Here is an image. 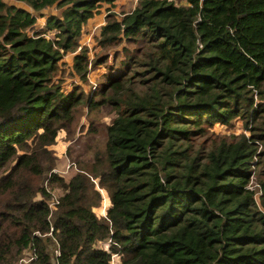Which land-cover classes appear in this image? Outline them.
<instances>
[{
    "label": "trees",
    "instance_id": "trees-1",
    "mask_svg": "<svg viewBox=\"0 0 264 264\" xmlns=\"http://www.w3.org/2000/svg\"><path fill=\"white\" fill-rule=\"evenodd\" d=\"M16 1L0 0V264H264V0ZM123 41L153 84L121 90L118 60L88 87ZM233 118L249 133L211 129ZM79 124L94 142L52 171Z\"/></svg>",
    "mask_w": 264,
    "mask_h": 264
},
{
    "label": "rangeland",
    "instance_id": "rangeland-1",
    "mask_svg": "<svg viewBox=\"0 0 264 264\" xmlns=\"http://www.w3.org/2000/svg\"><path fill=\"white\" fill-rule=\"evenodd\" d=\"M130 1V0H128ZM178 2H185V0H175ZM127 3V2H126ZM132 2L127 3V7L131 6ZM115 10L119 15L122 14L120 13V6L119 2L115 3ZM120 7V8H119ZM59 9V8H58ZM105 9V8H104ZM56 10V9H55ZM100 12L96 13L95 15L97 16L96 20L98 21L100 18H106L103 15L102 9L100 8ZM49 9L45 10L44 12H48ZM105 12V11H104ZM89 18L84 26V32H83V38H85V41L89 39L90 40L87 42L91 46L94 43V38L93 35L95 34L96 31H93V27L95 25V19ZM41 20V19H40ZM91 31V32H90ZM90 32V33H89ZM92 33V34H91ZM138 45V43H126L125 41L122 42L121 45H119V50L118 53L113 55V50H110V55L108 57V62L106 64H101L99 66H96L94 69H91L88 73V80L89 85L88 87H93L95 86V83H99V81L103 80L106 81V75L109 71L113 70L115 67L118 66V60H119V67L122 65V62H125L128 64L127 66V71L126 74L130 75L129 80H125L124 84L121 87V90H126L130 85L134 87L135 90L138 91H146L148 90L149 86L153 84V80L149 78V73L143 74L142 70H145L144 68H147L144 65H139L136 61H133L128 53L122 50V46L128 47L130 50H134L135 47ZM70 56L71 55H66L65 58L68 59L70 62ZM185 57L182 56L181 58V63H180V68L182 69L183 72L186 71L187 65L185 63ZM111 66V67H110ZM66 77H68L65 81V84H72V82H79L78 79H74L73 76L70 74H67ZM92 84V85H91ZM107 107H102L100 110L96 111L98 113H101L100 117L102 120L107 121L108 116H105ZM85 117V116H83ZM87 120L83 119L82 123H85ZM81 124V123H80ZM80 124L75 128L76 126H73V129L75 131L71 132L70 134L65 133V135H61V133L64 130L59 131V135H57L56 142H55V152L58 156V161L55 166L56 170L58 173L63 174V175H69L71 172L72 168H75V162L76 160H79V158H84L85 157V150H86V145L89 144L90 142L94 139L93 135H86L84 132V129H80ZM211 129L219 134L227 135L229 133H238V132H246L247 134L249 131L243 127V121L240 118H233L228 124H223L216 122L214 125H212ZM65 132V131H64ZM72 136V137H71ZM71 138V142L68 143V139ZM64 169V170H63ZM68 171V172H67ZM249 184H254V179L251 178ZM55 188H52V191L59 194L61 191L60 188L55 184ZM106 199V196L104 197ZM102 200V208L101 209H96L99 213L104 214L105 213V207L108 205V202ZM104 245V243L102 244ZM29 252L25 251L24 257L28 258ZM116 260V258L114 259Z\"/></svg>",
    "mask_w": 264,
    "mask_h": 264
},
{
    "label": "crops",
    "instance_id": "crops-1",
    "mask_svg": "<svg viewBox=\"0 0 264 264\" xmlns=\"http://www.w3.org/2000/svg\"><path fill=\"white\" fill-rule=\"evenodd\" d=\"M10 1H12V2H20V1H16V0H10ZM117 2H119V6L121 7H119L120 8V13L121 12H127V11H130L133 7H134V5H135V3H136V0H130V1H128V0H115V3H117ZM130 3V2H132V4H131V6H129V7H127L126 5H127V3ZM106 7V5L105 4H103L100 8L102 9V12H103V15H104V17H105V13H106V11H105V8ZM115 9H116V7H114ZM117 10V9H116ZM101 11V10H100ZM99 11V12H100ZM105 11V12H104ZM96 16V15H95ZM93 18V17H92ZM96 18H97V16L96 17H94V19H95V25L96 26H94L93 27V31H96L95 32V34H97L98 33V31H99V27H100V25L102 24V23H104V18H100L98 21L96 20ZM91 19V18H90ZM91 32V31H90ZM89 32V33H90ZM92 34V33H91ZM85 39V38H84ZM90 40V35H89V39L86 41V42H88ZM68 55H70V54H68ZM67 59V58H66ZM70 59H71V56H70ZM69 59V60H70ZM68 60V59H67ZM62 130H64V129H62ZM65 131V132H64ZM64 131H62L61 133H59V134H61V135H65V133L67 134L68 133V130H64ZM58 134V135H59ZM57 138V137H56ZM71 142V138L70 139H68V143H70ZM55 144V143H54ZM54 144H52V147L54 148V150H55V145ZM56 153V152H55ZM57 155V154H56ZM64 170V169H63ZM74 171V168H72V170H71V172L69 173V175L70 174H72V172ZM68 172V171H67ZM69 175H65V176H69Z\"/></svg>",
    "mask_w": 264,
    "mask_h": 264
},
{
    "label": "built area",
    "instance_id": "built-area-1",
    "mask_svg": "<svg viewBox=\"0 0 264 264\" xmlns=\"http://www.w3.org/2000/svg\"><path fill=\"white\" fill-rule=\"evenodd\" d=\"M52 171L57 172L55 166L52 168ZM44 184H45L47 190L51 193V201L49 202V206L52 208L54 206V204L58 201V195L59 194H57V193L52 191V187L50 186V184L47 181H45ZM251 186H253V184ZM55 254H58V250L57 249H55ZM28 260H29V257L28 258L22 257L20 259V261L18 262V264H26L28 262Z\"/></svg>",
    "mask_w": 264,
    "mask_h": 264
}]
</instances>
